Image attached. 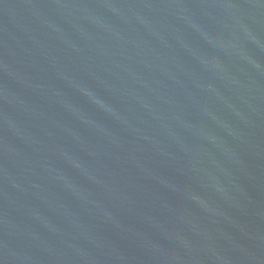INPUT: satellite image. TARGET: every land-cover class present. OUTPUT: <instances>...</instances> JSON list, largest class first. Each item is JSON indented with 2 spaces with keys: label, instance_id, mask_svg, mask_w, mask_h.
Returning <instances> with one entry per match:
<instances>
[{
  "label": "water",
  "instance_id": "obj_1",
  "mask_svg": "<svg viewBox=\"0 0 264 264\" xmlns=\"http://www.w3.org/2000/svg\"><path fill=\"white\" fill-rule=\"evenodd\" d=\"M0 264H264V0H0Z\"/></svg>",
  "mask_w": 264,
  "mask_h": 264
}]
</instances>
